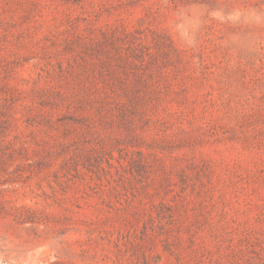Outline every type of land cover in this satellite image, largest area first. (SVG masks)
<instances>
[{"label": "rangeland", "instance_id": "1", "mask_svg": "<svg viewBox=\"0 0 264 264\" xmlns=\"http://www.w3.org/2000/svg\"><path fill=\"white\" fill-rule=\"evenodd\" d=\"M0 264H264V0H0Z\"/></svg>", "mask_w": 264, "mask_h": 264}]
</instances>
